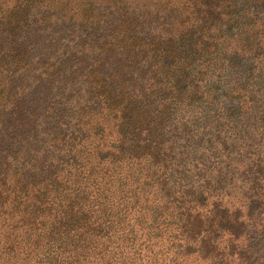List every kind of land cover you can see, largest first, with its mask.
<instances>
[{
	"label": "trees",
	"instance_id": "obj_1",
	"mask_svg": "<svg viewBox=\"0 0 264 264\" xmlns=\"http://www.w3.org/2000/svg\"><path fill=\"white\" fill-rule=\"evenodd\" d=\"M0 264H264V0H0Z\"/></svg>",
	"mask_w": 264,
	"mask_h": 264
}]
</instances>
